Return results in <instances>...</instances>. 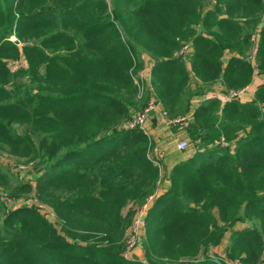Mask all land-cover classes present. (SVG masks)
Wrapping results in <instances>:
<instances>
[{
  "label": "trees",
  "instance_id": "trees-1",
  "mask_svg": "<svg viewBox=\"0 0 264 264\" xmlns=\"http://www.w3.org/2000/svg\"><path fill=\"white\" fill-rule=\"evenodd\" d=\"M109 1L0 0V153L33 167L15 185L0 168V187L35 201L0 218V264H264V85L196 103L264 72V0ZM138 50L152 61L141 97ZM151 99L192 113L196 149L164 179L156 142L126 128ZM130 206L147 207L140 260L125 254ZM226 235L222 258H198Z\"/></svg>",
  "mask_w": 264,
  "mask_h": 264
},
{
  "label": "rangeland",
  "instance_id": "rangeland-1",
  "mask_svg": "<svg viewBox=\"0 0 264 264\" xmlns=\"http://www.w3.org/2000/svg\"><path fill=\"white\" fill-rule=\"evenodd\" d=\"M105 1L108 4L109 12H110L111 3L109 0H105ZM205 4L210 7L214 4V0H205ZM10 40L15 42L19 48H21L23 46V43L18 42L15 37H11ZM141 54L144 55V57L146 58V60H145L146 62H144L143 67L138 71V73L143 74L145 72V70L147 69V67H149V64L152 61L150 62L147 59L148 57L146 56V54L141 53V51H139V50L136 51L135 54H133L134 59L136 60L138 58V56L140 57ZM251 56L254 58V53L252 51H251ZM147 62H149V63H147ZM9 64H10L9 66H10V69L12 72H14L20 68H25V66H26L23 58H21L19 60H13ZM260 75L264 76V72ZM20 82H22L23 84H26L27 80L22 79V80H20ZM149 83H150V81H149ZM263 85H264V83H263ZM246 87L248 88V91H249V85ZM155 129H156V131H155L156 135L160 140V144L158 146H156V149H154L155 150L154 153L158 157L165 159V164H164V166L162 165V167H163L162 179H164V177H166V175H167L166 174L167 170L170 167H172V165L175 163V161H174L175 159L172 158V156L175 155L173 157L178 158L182 155V157H185V156H183V154H186L187 152L191 153V151L196 149V146H194L190 142L189 139L187 140V138L186 139H180L179 133H181V129H182L180 126L171 129L169 132L167 130L166 131L159 130L158 126H156ZM17 131L22 133L21 128H18ZM147 131H148V129H147ZM149 138L151 139L150 135H149ZM180 140H186L187 141L186 149L181 151L183 154H178L175 152V149L177 150V143ZM21 163H23L25 165L24 160L20 161L16 157H14L13 155H9L6 152L0 153V168L2 169V171L11 175L10 177H11V181H12L13 185H15L18 182L24 183L25 181L30 180L32 177V175H29V173L33 170V167H31L30 170L25 169V168H21V167H16L17 165H20ZM32 185L34 186L33 183H32ZM7 199L10 200V198L8 197V191H3V189L0 187V218L4 217L10 208L13 209V208L18 207V206L32 205L35 203V201L33 199H29L26 201H22V200H19V201L11 200V201H9ZM38 208L40 209L42 215H44L45 217L51 218L52 221L54 220L53 213L49 209L45 208V205H43V204L39 205ZM146 208L144 210L142 209L143 213H141L142 210H140L133 215H131V212H132L131 206L127 207L124 211V216L128 217L130 215L131 219H132L131 224L127 227V230H126L127 249H126L125 254L127 257H131V258H135V259H139V260L143 258V255H142L143 253L140 250L138 244L140 243L139 241H141V238H143L144 232H145V225L143 224L144 220L141 221L140 217H141V214L143 216L145 215ZM245 225H249V223H246ZM239 227L241 228V226H239ZM228 238H229V235H226L222 244L218 248H212L210 250V252H208V253L206 252L205 254H201L198 258H202L206 254H211V253L214 254V256L222 258L224 256L226 246L228 244ZM183 263L187 264V263H190V261H185ZM228 264H234V263L228 261Z\"/></svg>",
  "mask_w": 264,
  "mask_h": 264
},
{
  "label": "built area",
  "instance_id": "built-area-1",
  "mask_svg": "<svg viewBox=\"0 0 264 264\" xmlns=\"http://www.w3.org/2000/svg\"><path fill=\"white\" fill-rule=\"evenodd\" d=\"M186 49L187 48H184L183 51H185ZM183 51H181L180 54H183ZM140 59L143 61L146 60L144 55H141ZM151 65L152 64L150 63L149 67H147V69L145 70L143 74H140V73L131 74L135 85L138 87L139 97H141L147 91L153 92V88L151 84L149 83L151 79ZM247 93H248V88L245 87L240 90L229 91L227 94H212L210 95L209 99H218L222 102V104H225L227 102L240 99L242 96H245ZM153 114H158L160 118L162 119L163 123L169 128L178 127V126L183 128L187 126V122H188L187 117H178L175 119L170 118L168 114L162 109L161 103L156 99H152L150 102H148L146 107L141 112L137 113L129 120V122L126 124V128L140 130L149 136L148 131H147V122H148L149 117ZM222 145L228 146V144L224 140H222ZM186 147H187L186 140H180L177 143V149L179 151L185 150ZM145 208L146 207H143V210ZM143 210L141 211V213H143ZM140 219L141 221L144 220L142 214H141ZM143 224H144V221H143ZM234 264H240V263H234Z\"/></svg>",
  "mask_w": 264,
  "mask_h": 264
},
{
  "label": "crops",
  "instance_id": "crops-1",
  "mask_svg": "<svg viewBox=\"0 0 264 264\" xmlns=\"http://www.w3.org/2000/svg\"><path fill=\"white\" fill-rule=\"evenodd\" d=\"M264 83V76L260 75L259 73L255 75L254 79H253V82L249 85V91L248 93L245 95V96H242L240 98V101L241 102H246L248 100H251L253 97H254V93L255 91L260 87L262 86ZM219 86V85H218ZM217 89H220L219 87ZM220 90H216L213 94H220L219 93ZM212 95V94H211ZM210 97V94L205 96L204 98H200V99H197L196 103L198 104L199 102H201L203 99H209ZM191 112L187 115V118H188V122H187V126L189 125L190 121H191ZM158 126V129L161 130V131H170L171 129L173 128H176V127H173V128H169L167 127L162 119L160 118V116L158 114H153L149 117L148 119V122H147V129H148V133L151 137V139L157 144V146L160 144V140L159 138L157 137L156 135V129L155 127ZM186 126V127H187ZM186 127L182 128L181 129V133H179L180 135V139H186V132H185V129ZM159 135V134H158ZM153 137V138H152ZM177 151H179L178 149L176 150L175 149V152L177 153ZM181 152V151H180ZM176 161V160H175Z\"/></svg>",
  "mask_w": 264,
  "mask_h": 264
}]
</instances>
